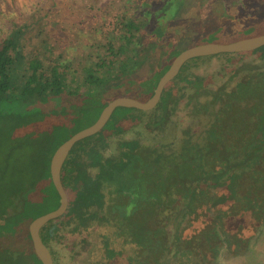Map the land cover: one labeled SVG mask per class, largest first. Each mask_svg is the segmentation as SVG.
I'll list each match as a JSON object with an SVG mask.
<instances>
[{
  "label": "trees",
  "instance_id": "1",
  "mask_svg": "<svg viewBox=\"0 0 264 264\" xmlns=\"http://www.w3.org/2000/svg\"><path fill=\"white\" fill-rule=\"evenodd\" d=\"M173 1L127 0L131 14L124 8L117 31L89 47L90 63L84 67L67 48L49 47L45 28L26 34L33 17L46 11L13 22L0 39V165L5 173L0 264H41L32 251L28 225L59 205L49 161L63 141L83 129L63 134L76 120L70 110L83 105L94 109V122L112 99L145 101L181 51L219 43L215 36L227 37L219 44L231 43L246 38L239 34L245 29L264 27V0H251V19L246 21H229L240 14L242 0H227L210 16L196 18L197 36L175 41L177 33L166 32L161 20L180 28L183 19L178 16L187 2L180 3L172 17ZM261 5L263 15L253 18ZM157 23L161 25L153 32L160 34V42L166 35L165 41L144 46L142 31ZM252 54L256 62L250 61ZM252 54L189 60L154 109L119 107L101 131L73 146L60 173L67 209L40 230L54 264L58 262L51 245L59 232L68 228L79 233L92 226L95 242L81 239L76 245L94 264H169L171 258L172 264H215L223 248L239 254L264 226V46ZM212 60L229 79L236 78L234 86L211 89L203 77L192 74L191 68ZM145 61L151 66L141 79L136 69ZM75 77L86 94L71 83ZM182 111L188 114L183 128L177 119ZM145 114L142 126L151 145L143 146L138 136L123 139ZM32 121L41 122L33 133L24 129ZM49 188L54 207L30 215V207L44 201ZM236 218L245 224L226 230V221ZM246 230L249 236H243Z\"/></svg>",
  "mask_w": 264,
  "mask_h": 264
},
{
  "label": "rangeland",
  "instance_id": "2",
  "mask_svg": "<svg viewBox=\"0 0 264 264\" xmlns=\"http://www.w3.org/2000/svg\"><path fill=\"white\" fill-rule=\"evenodd\" d=\"M225 1L228 2L230 0H174L170 7V16L172 17L175 16L178 5L187 2L178 16L183 19L180 28L165 25L166 20H161V24L168 28L166 29V32L169 31L171 34L177 33L175 41H177L178 38L182 39V37L185 36L191 39L192 36L198 35L193 29L196 26L194 24L196 18L201 15H203V17L210 16V14L217 9L219 3ZM250 3L251 0H242L239 14L242 18H239V15H237L234 18H229V21L241 19L243 21L250 20L251 16L247 11L248 6H251ZM133 4L134 3L131 2V8ZM124 8H126V12L129 11L131 14L132 10H130L127 0H0V39L7 34L13 22L21 23L26 20L29 15L36 14L38 11L42 13L43 11H46L45 15L33 17L26 34L28 35L30 32L35 33L38 29H41L43 32V29L45 28L50 35V43L48 46H51L52 48L58 47V50L67 48L71 58L82 60L81 65L84 67L86 64L90 63L89 52L92 51L89 47H93V44L97 41L103 40L105 36L117 31V18L121 15ZM262 10V5L258 10H254L255 16H253V18H260V16L263 15ZM218 18L216 19L218 20ZM161 24L157 23V25H149V28L146 27V29L142 31L144 46H147L150 43L156 44V42V45L159 44L161 46L165 41L166 35L160 42L159 38H157L160 34L158 33L156 35L153 32V30ZM261 33H264V27L255 25L254 27H251V29H245L239 34L242 35L241 37L248 38ZM215 37L216 38L213 40L219 43H225V39L227 38L226 36ZM37 40L38 39H34V42L36 43ZM208 40H211V38ZM179 44H182L181 41ZM250 54H252V52H250ZM151 55L154 56L155 53L153 52ZM256 57L257 55L255 56L252 54L249 59H254V61H250L256 62ZM73 66L75 65L73 64ZM150 66L151 62L149 61L140 64L136 69L137 76L144 79V77L149 74ZM220 68L219 62L212 60L209 63L196 67L194 66V68H191V71L193 72L192 74L203 77L211 89L224 85L229 89V87L234 86L236 78L229 79V75ZM71 83L74 86H80V79L78 80V78L75 77ZM79 89L83 94H86L84 88L80 86ZM181 104H183V102H181ZM69 114H72L76 120L71 122V125L63 132L64 135L89 126L96 117V111L94 109L93 111H90L86 109V106L84 105L83 109L80 107L76 111L70 110ZM77 114L78 116H76ZM187 116L188 114L184 111L178 113L177 119L181 123V128H183L188 122ZM147 119L148 114L143 115L139 125L133 127L129 132L124 134L123 139H131L138 136L143 146L151 145V138L147 136L148 132L145 130L144 126H142V123L147 121ZM40 124V121H32L28 123L29 126L24 127V129H29L33 133ZM163 142H166V140H163ZM3 154L4 150H1L0 158ZM4 178V168L3 164H1L0 196H2L4 192ZM218 189L221 191L222 188H216L215 190ZM47 192L48 195L44 201L37 202L30 207V215H39L54 207L55 200L51 188H49ZM243 220L245 219L236 218L234 220H228L226 221L225 229L230 232L235 231L239 224H245ZM68 230V228H65L63 231L59 232L57 235L58 240L52 242L51 249L54 252V260L58 262V264H94L89 262L90 259H87V251L80 250V246L76 244L81 239L85 240L88 244H93L97 235L95 227H90L89 231H86V229H82V231L79 230V233H72ZM169 230H172L170 226H168V231ZM250 232V230H246L245 232H242V234L243 236L247 234L249 236ZM114 244H117V241H115ZM237 252H239V254L231 253L229 249L227 250L226 248H223L220 251L215 264H264V226L261 227ZM173 259L174 258H171L169 264L175 263Z\"/></svg>",
  "mask_w": 264,
  "mask_h": 264
},
{
  "label": "water",
  "instance_id": "3",
  "mask_svg": "<svg viewBox=\"0 0 264 264\" xmlns=\"http://www.w3.org/2000/svg\"><path fill=\"white\" fill-rule=\"evenodd\" d=\"M264 46V34L240 39L231 43H205L195 45L181 51L171 62L168 69L159 78L152 95L145 101H139L130 97H117L109 101L101 110L97 119L89 126L75 132L63 141L53 152L49 161V175L54 189L59 196V205L54 210L34 218L28 225V233L32 242V251L40 260L41 264H54L51 253L43 243L40 230L64 214L68 206V197L61 182V168L73 146L90 136L101 131L114 111L119 108H134L141 111L154 109L162 96L164 88L179 74L183 65L198 57L219 55L223 53H250Z\"/></svg>",
  "mask_w": 264,
  "mask_h": 264
}]
</instances>
